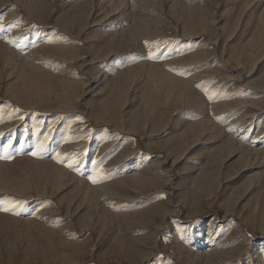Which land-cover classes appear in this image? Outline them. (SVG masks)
Wrapping results in <instances>:
<instances>
[{
	"label": "rangeland",
	"instance_id": "rangeland-1",
	"mask_svg": "<svg viewBox=\"0 0 264 264\" xmlns=\"http://www.w3.org/2000/svg\"><path fill=\"white\" fill-rule=\"evenodd\" d=\"M0 24V264H264V0H0Z\"/></svg>",
	"mask_w": 264,
	"mask_h": 264
},
{
	"label": "snow or ice",
	"instance_id": "snow-or-ice-1",
	"mask_svg": "<svg viewBox=\"0 0 264 264\" xmlns=\"http://www.w3.org/2000/svg\"><path fill=\"white\" fill-rule=\"evenodd\" d=\"M5 30V25L0 24V31H4ZM149 42H145L146 46L148 45ZM154 47H158L159 43L156 42L154 45ZM145 58L147 59H160L161 58V54H157L152 50H149L146 54H145ZM45 140L48 139V137H44ZM37 147V151H34L32 153V155H38L40 151H42L45 148V144L43 142L38 143L36 145ZM12 149V141H9L8 147L4 148L3 146H0V152H4V153H10ZM4 158H10V155L5 156ZM57 159H61V156L59 153H57ZM78 163L77 161H74L73 164H70L69 166L72 167L74 164ZM110 177L108 175H104L102 170L101 173L99 175L97 174H93L91 176H89V179L93 182V183H98L101 180H105V179H109ZM19 207V205L17 203H15L14 201L11 202L8 206L4 205V204H0V210L3 211H10L13 212L14 214H19L16 212V209Z\"/></svg>",
	"mask_w": 264,
	"mask_h": 264
}]
</instances>
